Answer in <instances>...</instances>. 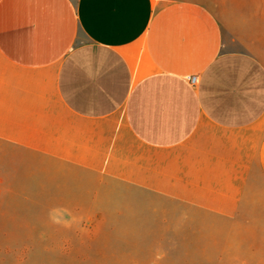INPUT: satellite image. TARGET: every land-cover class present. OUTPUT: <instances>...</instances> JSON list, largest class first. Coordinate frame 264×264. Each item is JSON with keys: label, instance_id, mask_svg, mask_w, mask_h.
<instances>
[{"label": "crops", "instance_id": "crops-1", "mask_svg": "<svg viewBox=\"0 0 264 264\" xmlns=\"http://www.w3.org/2000/svg\"><path fill=\"white\" fill-rule=\"evenodd\" d=\"M0 163L264 264V0H0Z\"/></svg>", "mask_w": 264, "mask_h": 264}, {"label": "rangeland", "instance_id": "rangeland-1", "mask_svg": "<svg viewBox=\"0 0 264 264\" xmlns=\"http://www.w3.org/2000/svg\"><path fill=\"white\" fill-rule=\"evenodd\" d=\"M220 15L229 0H202ZM0 163V264H199L181 227L149 225L117 195L39 192ZM49 189V188H48ZM81 208L69 209V207ZM88 206V208H86ZM192 237V236H190Z\"/></svg>", "mask_w": 264, "mask_h": 264}, {"label": "built area", "instance_id": "built-area-1", "mask_svg": "<svg viewBox=\"0 0 264 264\" xmlns=\"http://www.w3.org/2000/svg\"><path fill=\"white\" fill-rule=\"evenodd\" d=\"M188 81H189L190 85H192V86L196 85V83H197V76H190V77H188Z\"/></svg>", "mask_w": 264, "mask_h": 264}]
</instances>
